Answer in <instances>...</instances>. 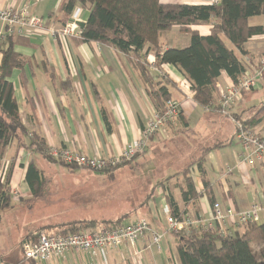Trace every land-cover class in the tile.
Returning <instances> with one entry per match:
<instances>
[{
	"label": "crops",
	"instance_id": "obj_1",
	"mask_svg": "<svg viewBox=\"0 0 264 264\" xmlns=\"http://www.w3.org/2000/svg\"><path fill=\"white\" fill-rule=\"evenodd\" d=\"M62 2L0 0V9L28 7L32 14L43 17L49 28L59 30L65 26L66 20L67 25L72 19L60 13ZM77 9L80 21H87L89 11ZM248 23L253 27L264 26V16L250 18ZM211 28L212 24H206L196 30L208 35ZM3 29L0 26V32ZM18 37L29 42L14 47L27 63L23 69L13 72L11 82L21 121L31 134L36 133L45 139L48 147L72 148L90 158H119L127 145L140 138L145 124L156 110L147 93L150 84L145 82L140 69L144 64L143 57H128L110 46L84 42L79 38L53 40L47 34L32 32L14 36L15 39ZM189 43L179 49L186 48ZM244 49L247 55L242 60L248 62V68L256 66L264 55V35L250 39ZM1 62L0 53V66ZM146 64L155 82H160L163 74L176 85L169 90L172 99L180 104L182 116L165 126L142 153V160L151 166L144 170L143 184L136 186L129 176L131 181L125 179L124 185H112L115 190H111L110 186L103 185L105 177L100 175L101 172L84 168H55L46 172L41 166L55 167L58 164H51L42 155L13 144L6 151L2 170L12 166L11 191L19 194L21 200L11 201L9 208L0 210V234L5 227H10L14 235L12 239H0V262L31 264L23 262L22 244L39 232L58 233L78 222L93 221L102 228L104 221L121 219L123 224H129L144 219L163 236L160 247L154 246L151 236L147 235L135 245L94 252L70 251L40 264H181L177 240L167 226V218L171 216L169 196L175 198L184 217L209 220L217 207L243 212L257 203L261 207L262 220L264 162L255 166L241 164L242 147L234 139L233 121L198 107L192 97L180 89L182 75L170 65L157 67L152 51ZM218 84L223 87L233 85L225 73ZM260 89H264V82L244 94L231 109V114L243 121H255L256 113L252 115L251 109L256 107L253 103ZM252 133L264 138V121L256 125ZM219 141L225 142V146L213 149L203 164L208 186L194 165L188 176L194 182L196 196L185 202L186 178L182 171L203 148H211ZM169 143L172 147H167ZM155 161L159 162L155 164L156 168ZM31 162L36 164L43 177L44 185L38 197L33 195L26 180ZM48 173L74 178L63 184L58 182L57 188L56 182L46 183ZM132 175L137 176L134 172ZM212 201L216 206L214 209ZM34 208H37V216H33ZM115 210L116 217H102V213L105 216L106 212L113 214ZM30 215L33 217H28ZM227 226L226 233L243 229L241 226Z\"/></svg>",
	"mask_w": 264,
	"mask_h": 264
},
{
	"label": "trees",
	"instance_id": "obj_2",
	"mask_svg": "<svg viewBox=\"0 0 264 264\" xmlns=\"http://www.w3.org/2000/svg\"><path fill=\"white\" fill-rule=\"evenodd\" d=\"M77 8L89 11L86 26L81 33L82 41L107 45L128 57L141 56L145 59L143 65L139 62L140 69L145 82L150 84V90L147 93L157 112L164 113L167 102L173 100L169 88L176 85L163 74L160 82L154 81L146 64L150 51L154 53L157 67L173 66L191 84L194 92L192 100L198 107L206 109L209 114L215 113L231 119L229 115L223 114L218 104L220 96L217 84L223 73L230 78L233 85L238 84L248 68V62L242 60V57L247 55L244 45L253 37L264 35V26L253 27L248 21L253 17L264 16V0H220L218 4L205 5L164 4L162 0H63L60 13L66 18H71ZM67 22L64 24L66 25ZM203 24H212L208 35H202L196 30ZM174 28H179L180 33L190 36V43L186 48L169 47L165 49L161 44L163 34ZM225 39L235 49L229 48ZM28 44L26 38L15 39L12 35L0 42V53L2 54L0 66V210L7 209L12 201V166L6 171L2 170L3 159L10 146L16 144L18 148H26L42 155L48 162L57 161L49 155L46 140L36 133L31 134L19 115L11 77L15 70L26 66L27 60L17 53L14 47ZM104 115L106 117V114ZM256 115L255 121H243L231 114L235 120L234 122L231 119L235 124L234 139L240 131L236 122L241 123L244 130L252 132L256 125L264 121V103ZM181 116L180 112L178 118ZM224 146L225 142L219 141L211 148H203L198 157L182 171L181 174L186 178V190L183 191L185 202L196 196L194 182L188 176L190 169L197 165L203 183L207 187L208 182L204 177V160L213 149ZM125 163L127 162L121 164ZM65 165L77 168L73 165ZM120 165L104 173L110 174ZM26 180L33 195L38 197L44 182L41 171L34 162L28 166ZM168 200L171 216L181 218L183 215L179 211L175 198L169 196ZM212 203L214 209L216 206L213 201ZM78 223H76L77 227L74 225L57 234L66 235L85 231L82 229L89 230L99 227L93 221ZM102 224L104 229H115L124 225L121 219L115 222L104 221ZM241 227L243 228L241 231L234 233L221 234L217 226L213 231L174 235L177 240L180 263L264 264V249L260 247V251H256L251 248L252 243H264V218L258 223H250ZM30 238H37V236ZM23 262L28 261L23 259Z\"/></svg>",
	"mask_w": 264,
	"mask_h": 264
},
{
	"label": "built area",
	"instance_id": "obj_3",
	"mask_svg": "<svg viewBox=\"0 0 264 264\" xmlns=\"http://www.w3.org/2000/svg\"><path fill=\"white\" fill-rule=\"evenodd\" d=\"M220 0H209L207 4H218ZM79 10L72 15L74 22H69L61 29L49 28L43 17L32 14L28 7L16 8L9 6L0 9V42L7 36H23L28 32L47 34L53 40L67 38H81L82 30L77 24L80 21ZM264 82V55L254 67L246 68L238 84L223 87L217 84L219 93V105L223 114L231 116V109L242 97L243 92H250ZM180 89L193 97L194 92L191 84L182 79L179 81ZM181 106L178 102L170 100L166 104L164 113L155 110L150 120L145 124L141 136L135 142L126 146L119 158H90L82 155L72 148L49 147V155L59 162L73 165L78 168L104 172L111 170L123 162L131 161L137 154L144 153L150 141L167 125L173 123L179 116ZM240 131L236 140L242 147L240 163L255 166L264 162V138L256 136L252 132L244 130L241 123L236 122ZM261 207L255 203L248 211L236 212L232 209L227 211L215 208L209 220L202 218L192 219L184 217L177 219L173 216L167 218L168 231L173 235L202 233L215 230L217 226L221 234L225 233L227 224L230 226H245L250 223L261 221ZM147 235L151 236L152 243L160 247L163 236L151 228L149 222L144 219H137L129 224H124L115 229L96 228L71 234H50L41 232L37 238L26 239L22 244L24 259L28 262L40 264L55 257H62L70 251L94 252L110 249H118L124 245H135ZM0 264H10L1 261Z\"/></svg>",
	"mask_w": 264,
	"mask_h": 264
},
{
	"label": "rangeland",
	"instance_id": "obj_4",
	"mask_svg": "<svg viewBox=\"0 0 264 264\" xmlns=\"http://www.w3.org/2000/svg\"><path fill=\"white\" fill-rule=\"evenodd\" d=\"M162 2L164 4L205 5V4H207V2H209V0H162ZM203 25H206V24H203ZM188 41H190V36L187 35V34L180 33L179 32V29H177V28L171 30L169 33H164L163 36L161 37V44L163 46H165V47L166 46H169V47L175 48V49H178L181 45H183L185 43L187 44ZM225 43L227 44V46L229 48L235 49L234 46L227 39H225ZM246 93H248V92H243L242 96L244 94H246ZM263 103H264V89H260L258 91L257 97L254 100L253 105H255L256 107H258V110H259V108L262 106ZM256 107H254V108L251 109L252 110L251 111L252 112V115H254L253 112H255V113L258 112ZM255 109H256V111H253ZM168 146H171L172 147V144L169 143V144H167V147ZM143 154H137L131 161H129V162L125 163V164H121L118 169L112 171V173H110V174H106L104 172L100 173V175H102L103 177H105V178H103V185L110 186L111 187V190H115V188L112 187V185H115V186L117 184L118 185H122V184L124 185L125 179L126 180L129 179V176H131L132 177L131 179L135 181L136 186L137 185H142L143 184L142 181L144 180V178H143L144 170L149 169L151 167V166H149V164L147 163V161H143L142 160L143 157L141 155H143ZM163 162H165V161L163 160ZM50 163L52 164L53 162L50 161ZM55 163L58 164L55 167L53 165H51L50 167L49 166H46V165H43L41 167L46 172H48L50 170H56V169H67V170H76V169H78V167L77 168L68 167L65 164L61 163V162H57L56 161ZM158 163H159L158 161H155L154 165L155 164H158ZM154 168H156V165H155ZM87 171H88V169H87ZM89 171H92V170H89ZM133 172L136 173L137 176L133 177V175H132ZM49 174L50 173H48V175ZM73 178L74 177H71V176L70 177L69 176L66 177L65 175H63V176H56V175L51 176V175H49L47 177V179H46V183L49 182V181L50 182H56V185L55 186H57V188H58V184H57L58 182H60L61 184H63L65 181L72 180ZM117 180L118 181L121 180V182H118ZM128 181H131V180L129 179ZM131 185H133V184L131 183ZM121 190H122V188L120 189V191ZM19 196L20 195L17 194V193H12V201H17V202L20 201L21 198H19ZM26 206H28V205H26ZM36 212H37V208H34V210H33V213H34L33 216H37ZM49 212H52V210H49ZM116 212H117V210H115L113 212V214H112V212L111 213L110 212H106L107 214L105 216L102 213V215H103L102 217H105V218H108V217H116L117 216ZM33 216L30 215L28 217H33ZM263 218H264V216H263ZM50 234L55 235V234H57V232L56 231H51ZM13 236L14 235L11 232V228L10 227L9 228L8 227H5V229L3 231V234H0V239L5 241V239H7V237H8V239H12ZM260 247L262 249H264V243H252L251 244V248L253 250H256V251H260ZM255 255L257 257H259V255H257L256 253H255Z\"/></svg>",
	"mask_w": 264,
	"mask_h": 264
},
{
	"label": "water",
	"instance_id": "obj_5",
	"mask_svg": "<svg viewBox=\"0 0 264 264\" xmlns=\"http://www.w3.org/2000/svg\"><path fill=\"white\" fill-rule=\"evenodd\" d=\"M70 22H74V20L71 19ZM86 23H87V21L78 22L77 24L79 25L80 29L83 30L85 28V26H86Z\"/></svg>",
	"mask_w": 264,
	"mask_h": 264
}]
</instances>
